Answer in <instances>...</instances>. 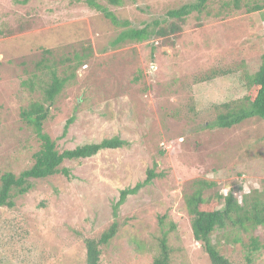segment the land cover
I'll use <instances>...</instances> for the list:
<instances>
[{
    "label": "rangeland",
    "instance_id": "1",
    "mask_svg": "<svg viewBox=\"0 0 264 264\" xmlns=\"http://www.w3.org/2000/svg\"><path fill=\"white\" fill-rule=\"evenodd\" d=\"M94 1L128 24L113 25L88 0H0V175L18 176L33 163L40 140L20 111L42 100L51 71L65 78L75 68L42 124L59 151L114 136L124 141L89 158L65 159L68 176L32 180L12 207H1L0 264H84L83 238L98 236L113 220L121 227L103 247L101 264H152L155 237L171 223L170 264H209L192 237L185 196L201 179L215 182L204 197L225 189L239 199L264 193V118L207 126L225 110L220 103L246 93L241 74L261 63L264 22L244 8L216 15L224 0H212L206 13L188 15L173 46L152 38L112 45L122 30L162 20L193 0ZM149 168L158 175L114 215L119 192ZM249 235L263 239L264 227L249 229L243 240ZM217 246L233 264H264V247L249 254L224 239Z\"/></svg>",
    "mask_w": 264,
    "mask_h": 264
},
{
    "label": "trees",
    "instance_id": "2",
    "mask_svg": "<svg viewBox=\"0 0 264 264\" xmlns=\"http://www.w3.org/2000/svg\"><path fill=\"white\" fill-rule=\"evenodd\" d=\"M108 1L114 5H121L122 3L121 0ZM210 1L212 0H193L177 8H170L162 20L154 19L149 23H145L141 28L122 30L111 44L117 45V43L127 39L140 42L152 38L157 46H173L175 39L180 36L183 30L188 15L194 11L198 14L204 13ZM88 2L113 25L124 26L128 24L125 20H118L108 7L101 6L94 0H88ZM241 8L251 14L257 13L259 22H264V0H224L220 5V11L216 15L223 12L227 13L229 9L239 10ZM16 29L21 30V27L18 26ZM3 32L4 29H0V34H3ZM153 49L154 45H152ZM74 70L65 78L59 77L55 74V71H51V81L44 87L42 100L32 101L27 108L20 111L22 119L35 130L40 140V147L32 155V165L21 171L18 176L9 171H5L0 175V208L3 206L12 207L14 195L30 191L32 180L45 179L61 172L68 176L67 169L62 166L65 159L89 158L102 149H116L124 144L123 140L114 136L104 138L98 142L78 145L73 149L59 151L56 148L55 141L47 133L43 132L42 124L48 116L49 105L62 90L67 80L74 76ZM222 73L227 74L228 72L223 71ZM139 75L137 74L136 78H139ZM241 77L245 81L246 93L238 100L220 103L223 108L225 107V110L218 113L214 121L208 123V127L229 128L251 117L264 118V51L261 54V63L258 69L250 74L245 72L241 74ZM32 86H34L33 83L30 84V87ZM72 121V117L67 120L63 135ZM155 165L156 163L154 162ZM157 175L154 168H149L146 171V177L142 181H138L134 186L121 190L119 199L113 206V214H116L117 207L128 195L135 194ZM214 185L215 182L201 179L196 182L195 190L185 196L191 234L193 239L203 246L209 264H233L220 253L217 244L220 239H224L226 243H239L248 247L249 254L264 247V237L260 239L258 236L249 235L247 241L243 240V234L247 233L249 229L251 230L258 226L264 227V193L254 190L255 194H242V203L236 202V196L233 194L232 189L227 197L218 192H215L212 198L204 197L203 190ZM39 205L43 206L42 203ZM161 221L162 217L159 218L160 223H162ZM120 227V224L113 220L98 236L83 238L85 249L84 264H101L103 247L113 240ZM169 228V231H173L175 225L171 223ZM169 231L162 229V233L155 237L158 251L153 257L152 264H170L171 253L175 249L169 244ZM217 234L220 236L218 237ZM250 259L247 257L248 263L251 262Z\"/></svg>",
    "mask_w": 264,
    "mask_h": 264
},
{
    "label": "clouds",
    "instance_id": "3",
    "mask_svg": "<svg viewBox=\"0 0 264 264\" xmlns=\"http://www.w3.org/2000/svg\"><path fill=\"white\" fill-rule=\"evenodd\" d=\"M229 191H230V189H225V190L223 191V194L227 197L228 194H229ZM243 191L247 192L248 189L243 187ZM234 195L236 196V202H237V203H242V200L239 199V198H237V195H236L235 193H234Z\"/></svg>",
    "mask_w": 264,
    "mask_h": 264
}]
</instances>
